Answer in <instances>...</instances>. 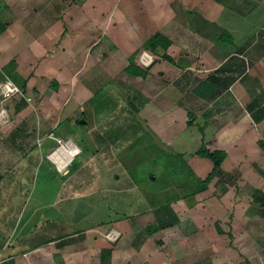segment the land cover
<instances>
[{"label": "rangeland", "instance_id": "1", "mask_svg": "<svg viewBox=\"0 0 264 264\" xmlns=\"http://www.w3.org/2000/svg\"><path fill=\"white\" fill-rule=\"evenodd\" d=\"M250 1L253 5L262 1L264 4V0ZM243 3V0H0V20L6 25L10 40L5 42L10 55L8 78L19 85L26 83L29 98L27 108L16 114L17 102L4 103L0 96V176L4 173V181L14 179L26 190L27 210L41 200L58 203L45 213L59 211L78 229L102 224L109 216L107 226L95 234L104 240L106 249L100 248L111 250L110 255L101 253L106 256L101 257V264H139L140 259H145V264H150L151 259L155 263L164 260L169 264H206L210 256L217 263L231 258L235 263L252 260L253 264H264V209L258 203L264 190L258 192L261 196L252 194L254 186L263 183L262 161L241 159L240 169L233 171L235 182L225 183L227 178L223 175L213 180L206 191L196 192L201 189L200 180L206 179L211 168L199 171L189 154L181 159L182 149L171 145L175 152H167L170 158L167 162L165 153L162 159L161 153L152 151L150 141L152 137L154 144L165 147L151 132L155 122H164L155 120L158 113H152L155 108L152 103L158 106L164 103L165 98H160L165 82L172 81L175 85L179 70L151 69L155 80H132L123 74L129 56L137 51L135 62L142 68L150 70L154 62H163L162 49L153 55L142 46L155 33L162 32L174 42L168 52L175 59L182 49H188V44L192 46L198 41L200 34H210L209 21H219V36L222 30L224 34H234L236 30L238 35L241 30L253 40L258 26L264 22L244 17L242 9L250 5ZM22 27L29 32L20 30ZM244 36L242 33L235 41L236 48L244 45ZM231 49L225 46L224 52ZM145 52L154 63L148 67L140 62ZM75 57L83 59L82 63ZM59 58L63 63L71 60L73 64L67 63L65 68L73 71L64 68L55 72L56 68H62ZM57 77L60 85L55 89L52 82ZM181 81H185L184 77ZM71 87L76 96L85 93L86 88L87 96L79 95L74 102ZM92 93L95 96L89 103L75 111ZM173 98L178 101L177 96ZM133 104L137 107V121L130 113L134 111ZM70 116L73 122L62 121ZM174 116L177 117L171 115ZM59 121L62 122L55 135L64 140L83 141L86 150L68 168L69 175L64 178L50 168L49 156L57 143L45 139ZM82 122L88 123L90 133ZM19 127H24L26 134L14 143L11 134ZM98 132L103 136L106 133L103 141L96 142L94 133ZM116 138L129 142H123L122 146L113 144L111 141ZM195 148L197 144L192 150ZM2 194L5 193L0 192V198ZM14 194L21 193L8 192L5 196ZM166 205L175 211V217H180V222L165 232H154V216L159 213L156 210L168 209ZM115 212L116 216L128 218L119 221L117 228H111ZM55 216L60 219L58 212ZM216 223L225 234L216 233ZM112 230L118 234L114 242L108 241ZM229 232L234 239L227 237ZM230 250L232 256L221 255Z\"/></svg>", "mask_w": 264, "mask_h": 264}, {"label": "crops", "instance_id": "2", "mask_svg": "<svg viewBox=\"0 0 264 264\" xmlns=\"http://www.w3.org/2000/svg\"><path fill=\"white\" fill-rule=\"evenodd\" d=\"M243 1V4L249 3L250 6L243 7L242 10L245 11V14L242 13V15L244 14L243 16L247 18L252 16L256 22L258 21V23L259 21L264 22L263 1L260 2L259 5H257V3L253 5L250 0ZM199 7L203 10L204 4H201ZM261 7L262 9L259 10ZM254 10H257V14L255 13L252 15ZM260 11L263 14H261ZM208 24L211 25L209 29L210 32H208L210 34H200L199 40L195 41L192 46L188 44L187 50L182 49L183 52L181 51L182 53L177 59L168 52V50L174 47V42L170 40L171 46L166 52H164L175 61L176 65H173L162 58V63L156 64V62H154L155 64L153 63L154 65L150 67V70L149 68L147 69L146 78L128 74L126 72L127 66L123 69V74L132 80L133 78L141 80H148L149 78L155 80L154 73H150L154 68L159 67L167 70L172 67L176 70L178 69V77L175 85L171 84L172 81L165 82L166 88L160 99L164 100L165 98L162 102H166V105L162 103L158 106L155 103H152L155 107L152 108V113H158L155 120L164 119V122H155V124L152 125L153 129L150 127L153 137L161 140V143L165 145V148H160L164 150L169 149V151H173L171 146L182 149L180 150V153L183 159H186L185 155L189 154V157H191L190 159L198 165L197 168H199V171L204 167H210L209 174L213 169L212 162L198 156L197 152L204 144H206L207 148L210 150L225 152L226 158L221 165L227 178L225 183H233L236 181L233 171L240 169L241 159H255L262 161L260 164L263 166L261 167V181H263V183L256 188L254 186L255 189H252V194H254L257 193V191H261V189L264 190V150L261 147V143H264V24L262 23L259 25L260 27L258 26L257 34L254 36L253 40L249 39L248 33H244L241 30L238 32L241 33V35L236 34V30H234V34H224L222 30V33L219 36V21H209ZM18 27L21 28V26ZM6 30L3 33H0V48H2V50H0V75L4 78L9 77L7 69L10 64H8L10 55L7 50L9 46L5 43H9L10 40L9 34L7 33L8 31L6 32ZM20 30L23 32L26 31L27 33L29 32L26 29H23V27ZM202 30H206V28H203ZM242 33L245 34L243 38L245 43L243 42L244 45H239V47L237 46L236 48L235 41L239 39V36H242ZM226 35L230 36V39H227V41H225V37H227ZM85 38L86 37L83 39L84 42ZM147 39L148 38L145 40ZM130 42L134 43L133 40H130ZM13 43H17L18 45L19 42L13 40ZM76 44H74V46H76ZM225 46H231V51L224 52ZM62 54L66 55L64 52ZM77 58L80 63H82L83 59L75 57V59ZM59 61L62 68H56V70H54L55 72L59 71V69H64L65 64H71L72 62L69 60L66 61V63H63L61 58H59ZM67 70L73 71L72 69L69 70V68H67ZM190 70L192 73L186 74V72ZM181 73L182 75H180ZM183 73L186 75H183ZM160 74L161 73H159V75ZM182 77H184L185 81H181ZM53 82L57 83V87H54ZM53 82L52 86L57 89L60 85L59 77L55 78ZM207 82L209 85L206 87L204 84ZM153 84L155 83H152V85ZM71 89L70 95L74 102L80 98L79 95L84 94L87 96L88 91H86V88L83 89L85 93H77V96L74 94V87H71ZM94 96L95 95L92 93L88 100L86 99L80 106L75 108V111L81 110V108L87 105ZM173 96H177L178 101L172 100L174 99ZM147 106L150 107L149 102L147 103ZM172 114L177 115V117H171ZM62 121L73 122L74 119L70 116ZM62 121L57 123V128L54 127V129L47 133L45 137L46 140H50L47 139L50 134L55 135V131L58 129ZM84 124L85 128H87L90 133V126L87 125L88 123L86 122ZM174 130L177 132L172 136L171 134ZM196 144L198 148L192 150V146ZM168 145L171 146L168 147ZM119 159H121V157H118V160ZM231 159H234L235 162H232L233 160ZM50 163V168L61 175V177L64 178L69 175V169L66 170L67 172L64 171L63 173H60L56 169L54 163L52 161ZM52 166H54L55 169ZM222 177L223 174L215 177L213 180L218 178L221 179ZM5 179V174L2 173L0 176V183L3 185L0 186V192L5 194L8 192H20L21 194H14L12 196H5V194H2L0 198V264H101V253L104 252V250H102L100 246L104 248L105 244L103 243L104 240L95 234H99L100 229L107 226V224H105L107 220L101 222L103 225L96 223L97 226L94 224L92 227L78 229L73 221L69 220V222L67 220L68 217L65 220V217L63 218L62 213L59 211L57 212L61 216H59L60 219L55 216L57 214L56 211L54 214L51 211L45 213L46 211L55 208L58 203L54 204V202H46L42 200L39 203H36V205L28 211L27 207L29 198L26 201L24 200L27 199L24 193L26 190L21 189V185L17 184L19 183L18 181L15 183L16 181L14 179L8 178V180L4 181ZM15 185H18V187L15 188ZM235 191H237L236 188ZM166 207L168 206L166 205ZM163 213H161V217L164 215ZM173 213L175 214V211H173ZM116 215L117 212H115V216H112L113 219L111 220H113V224L111 225L114 227L111 228H117L115 226L120 225L119 221L128 218V216L122 214H118V216ZM160 216L159 213L154 216V224H156V227L153 229L154 232H165L174 228V226L178 225L180 222L179 217V219L177 218L176 225L173 227L157 228L159 220L165 219V215L164 219L160 218ZM142 217L139 218L142 219ZM98 223H100V221H98ZM218 225L219 224L217 223L215 224V231L217 234H219ZM75 227L76 231L74 230ZM90 233H93L94 235H90ZM227 237L230 238L229 235ZM230 239H234V236ZM97 246H99V249ZM96 250H98L97 253ZM95 255L97 258L93 257ZM221 255H229L230 257L233 255V251L230 250ZM209 258L210 261L208 262L210 264L241 263V261L235 263L231 258H227V260L225 259L224 262L220 259V262L217 263L211 259V256ZM140 260L142 261L139 264H145V259ZM247 263L253 264L252 260ZM150 264L169 263L164 260L155 263L154 259H151Z\"/></svg>", "mask_w": 264, "mask_h": 264}, {"label": "trees", "instance_id": "3", "mask_svg": "<svg viewBox=\"0 0 264 264\" xmlns=\"http://www.w3.org/2000/svg\"><path fill=\"white\" fill-rule=\"evenodd\" d=\"M6 30V25L3 24L0 20V33H3L4 31ZM227 39H230V36H227L225 37V41H227ZM143 48L150 51L151 53L153 54H157V52L159 51V49H162L163 51H167L168 48L171 46V41L170 39H168L164 34L162 33H155L153 34L152 36H150L147 40H145L142 44ZM138 52V51H137ZM136 52V53H137ZM136 53H134L133 55H131L129 57V65L127 66L126 68V72L132 76H137V77H141V78H146L147 76V68H142L140 66L137 65V63L135 62V56H136ZM162 58H164L165 60H167L168 62H170L171 64L173 65H176L175 61L169 56L167 55L166 53L162 55ZM0 79L1 80H6L8 78H4L2 75H0ZM20 79V78H19ZM10 80V79H9ZM13 82V81H12ZM14 83V82H13ZM21 83V82H20ZM15 85H17L20 90L22 91V95H19V96H15L13 97L12 99H10L9 101L7 102H14L16 101L17 102V105L15 107V113H20L22 112L23 110H25L27 108V99L28 97L26 96V88H27V84L26 83H23L22 85H19L17 82H15ZM53 85L54 87H57V83L56 82H53ZM208 82L206 84H204V86H208ZM133 108H134V111L133 112H130L132 113L133 115V119H135L137 121L136 118H138L137 116V107L133 104ZM136 114V115H135ZM125 120H127L125 118ZM140 122V121H139ZM141 123V122H140ZM25 128L24 127H19L14 133L11 134V139H13V142L15 143V140L16 138H20L22 139L23 137H25L24 135L26 134L25 132ZM201 131L203 132V130L201 129ZM125 132V131H124ZM93 133V132H92ZM126 134V132H125ZM95 135V140L96 142L98 141V139L102 140L105 139L106 137V133L104 132V136L101 135L99 132L98 133H94ZM150 140L151 141V147H152V151L153 152H156V153H161V158H162V154L165 153L166 154V160L167 162L169 161V156L167 155V152H171L169 151V149H162L160 148L159 145L157 144H154V141H153V138L150 137ZM154 139H157L156 137H154ZM113 144L115 143H119L120 146L123 145V142H127L126 140H122V138H116V139H113L111 141ZM110 142V143H111ZM157 141H155L156 143ZM77 145L80 147L81 149V153L79 156H82L85 154L86 150H85V147H84V143L83 141H80V142H76ZM99 144H103V143H99ZM107 144V143H105ZM104 144V145H105ZM109 144V143H108ZM98 146V145H97ZM108 146V145H107ZM163 147V146H161ZM261 147L262 149L264 150V143H261ZM21 148V147H20ZM165 148V147H164ZM33 151V149H32ZM173 152V151H172ZM31 153V152H30ZM29 153V154H30ZM197 155L202 157V158H205V159H208L212 162L213 164V169H212V172L206 177L205 180H200V183H201V189L196 191V192H204L207 190L208 186L210 185V183L212 182V180L217 177V176H220V175H226L224 173V171L222 170L221 168V165L222 163L224 162L225 158H226V153L223 152V151H216V150H210L207 148L206 144H204L201 149L197 152ZM25 156V155H24ZM27 156V155H26ZM176 156H179L178 154H176ZM164 159V158H162ZM181 159L182 156H181ZM76 162V158L74 159L72 165L74 166ZM72 172V171H71ZM190 174H192L190 172ZM154 180H156V178L154 177ZM260 192V191H257V193ZM193 195V194H192ZM259 196H261L259 193H258ZM261 200V201H260ZM174 201V200H173ZM259 205L263 208V201H264V196H261L259 198ZM159 205H157L158 207ZM156 207V206H155ZM168 209H157L156 211H159V216L161 215V213H163L165 215V219H164V215H162V217L160 216V218H163L164 220H159L158 222V227L159 228H170V227H173L174 225H176L177 223V217H175V214L173 213L172 209L169 208V206L167 207ZM124 216H127V215H124ZM109 216L106 217V219H104L105 221L108 219L109 220ZM157 227V228H158ZM218 232L220 234H224V231L219 227L218 225ZM229 237L231 238L233 236V234L231 232L228 233ZM104 252H107L109 255L111 254V250H104ZM102 258H104V253L101 255ZM106 257V256H105ZM240 264H248L247 261H245L244 263H240ZM250 264V263H249Z\"/></svg>", "mask_w": 264, "mask_h": 264}, {"label": "built area", "instance_id": "4", "mask_svg": "<svg viewBox=\"0 0 264 264\" xmlns=\"http://www.w3.org/2000/svg\"><path fill=\"white\" fill-rule=\"evenodd\" d=\"M140 62L142 63V66L148 67L149 65H151L153 63V59L147 52H145L144 54H142L140 56ZM19 95H22V91L20 90V88L17 85H15V83H13L9 79L0 80V96H1L2 102L5 103V102L9 101L10 99H12L13 97L19 96ZM27 100L29 101V98ZM47 139L53 140L54 142L57 143V148L51 152L49 158L54 163L58 172L63 173L72 165L74 159L81 153V149L71 139L64 140L62 138L56 137L54 134H50L47 137ZM69 143H71L73 146V148L71 147V151L73 153L72 158L70 161L63 164L60 161L59 156L64 155L63 149H66ZM55 154H57L56 158L53 157ZM65 159L66 158H64V160ZM117 235L115 233V230L110 231V233L108 235V240L111 242H114L117 239Z\"/></svg>", "mask_w": 264, "mask_h": 264}, {"label": "bare ground", "instance_id": "5", "mask_svg": "<svg viewBox=\"0 0 264 264\" xmlns=\"http://www.w3.org/2000/svg\"><path fill=\"white\" fill-rule=\"evenodd\" d=\"M71 147L73 148V146H72V144L71 143H69L68 144V146H67V148L66 149H63V153H64V155L63 156H59L60 157V161L63 163V164H65L66 162H68V161H70L71 160V158H72V151H71ZM54 158H56L57 157V154H55L54 156H53ZM64 158H66L65 160H64ZM64 167V166H63ZM67 172V171H66Z\"/></svg>", "mask_w": 264, "mask_h": 264}, {"label": "clouds", "instance_id": "6", "mask_svg": "<svg viewBox=\"0 0 264 264\" xmlns=\"http://www.w3.org/2000/svg\"><path fill=\"white\" fill-rule=\"evenodd\" d=\"M0 80H1V79H0ZM68 140H69V139H68ZM71 140H72V139H71ZM52 141H53V140H52ZM76 144H77V143H76ZM77 146H78V145H77ZM78 147H79V146H78ZM79 148H80V147H79ZM79 155H80V154H79ZM79 155H78V156H79ZM78 156H77V157H78ZM77 157H76V158H77ZM108 241H109V240H108ZM110 242H111V241H110Z\"/></svg>", "mask_w": 264, "mask_h": 264}, {"label": "water", "instance_id": "7", "mask_svg": "<svg viewBox=\"0 0 264 264\" xmlns=\"http://www.w3.org/2000/svg\"><path fill=\"white\" fill-rule=\"evenodd\" d=\"M82 123H85V122H82Z\"/></svg>", "mask_w": 264, "mask_h": 264}]
</instances>
